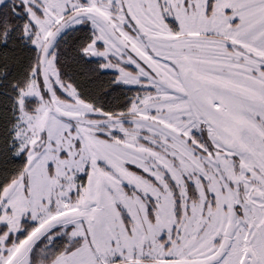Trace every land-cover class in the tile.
<instances>
[{
    "label": "snow or ice",
    "instance_id": "obj_1",
    "mask_svg": "<svg viewBox=\"0 0 264 264\" xmlns=\"http://www.w3.org/2000/svg\"><path fill=\"white\" fill-rule=\"evenodd\" d=\"M0 264H264V0H0Z\"/></svg>",
    "mask_w": 264,
    "mask_h": 264
}]
</instances>
